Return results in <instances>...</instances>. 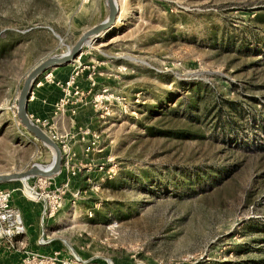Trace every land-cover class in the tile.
Instances as JSON below:
<instances>
[{"label": "rangeland", "instance_id": "1", "mask_svg": "<svg viewBox=\"0 0 264 264\" xmlns=\"http://www.w3.org/2000/svg\"><path fill=\"white\" fill-rule=\"evenodd\" d=\"M117 3L113 26L43 78L64 91L78 73L81 130L99 142L74 153L80 173L53 217L30 200L28 250L55 264H264V0ZM107 12L0 0V173L51 163L18 118L21 89Z\"/></svg>", "mask_w": 264, "mask_h": 264}, {"label": "built area", "instance_id": "2", "mask_svg": "<svg viewBox=\"0 0 264 264\" xmlns=\"http://www.w3.org/2000/svg\"><path fill=\"white\" fill-rule=\"evenodd\" d=\"M50 74L46 73L45 77L50 79ZM77 75L78 73L75 72L62 81L63 95L56 101L54 113L50 118H39L31 115L60 147L62 168L66 172V179L62 183L57 184L55 177L39 176L31 177L23 183V194L30 200L41 201L42 215L45 214L47 217H53L63 206L64 198L69 193L71 179L80 173V168L73 162L72 135L68 129L63 127L67 116L66 112L68 111L71 116L74 115L77 111V104L83 100V93L77 85ZM58 122L63 127L64 132L59 129ZM77 136L83 144L85 154L91 152L96 147V143L99 142V136L92 133L88 128L80 129ZM14 192L15 189L12 188H0V253L21 249L26 256L25 264H55L57 258L28 250V229L21 209L14 204ZM78 193H73V196ZM40 242L44 243L43 240ZM58 263L69 264L64 259H60Z\"/></svg>", "mask_w": 264, "mask_h": 264}, {"label": "water", "instance_id": "3", "mask_svg": "<svg viewBox=\"0 0 264 264\" xmlns=\"http://www.w3.org/2000/svg\"><path fill=\"white\" fill-rule=\"evenodd\" d=\"M108 9L107 16L98 24L85 30L76 42L62 54H54L41 60L28 74L18 98L17 115L26 129L47 147L52 154L50 164L43 166L32 165L29 169L13 173H0V184L13 181H23L24 183L31 177H56L62 169V154L58 144L53 141L47 133L38 125L29 113V102L32 97L34 87L38 83L39 77L48 70L56 67L66 66L74 62L82 53L84 46H88L102 33L108 30L116 21L118 14L117 0H105Z\"/></svg>", "mask_w": 264, "mask_h": 264}, {"label": "crops", "instance_id": "4", "mask_svg": "<svg viewBox=\"0 0 264 264\" xmlns=\"http://www.w3.org/2000/svg\"><path fill=\"white\" fill-rule=\"evenodd\" d=\"M106 3V2H105ZM107 7V6H106ZM108 11V9H107ZM108 13V12H107ZM46 73V72H45ZM43 73V75H45ZM43 78H46L45 76L42 77L34 87L32 97L30 98L29 102V113L30 115L37 116L39 118H46L51 117L54 113L55 103L56 101L62 97L63 95V89H59V85L51 84V83H42ZM59 80V79H58ZM65 79H60L64 81ZM88 102L83 100L77 104V111L74 115H69V112H66L65 121L66 126L68 128V131L72 135L71 143H72V150L76 154L75 157H78L80 155H86L83 151V144L78 139V132L79 130L84 126L83 122L90 119L88 112ZM85 127V126H84ZM79 158V157H78ZM66 179V172L65 169L62 168L61 172L55 177V182L62 183ZM75 182V178H73L70 182L73 184ZM20 183L18 181H13L9 183L0 184V188H12L15 189L13 198H14V204L19 207L25 216L27 213L31 211V203L30 199H28L22 192ZM72 187V186H71ZM32 202V201H31ZM42 208V206H41ZM40 208L39 219L41 218L40 215L42 214V210ZM42 220V218H41ZM30 242H32V238L30 237ZM37 244V243H36ZM38 245V244H37ZM31 248V244L29 245ZM36 248V247H35ZM44 249L39 246V249H37V252L41 253ZM24 257V253L17 252V251H3L0 255V264H19L22 258Z\"/></svg>", "mask_w": 264, "mask_h": 264}, {"label": "bare ground", "instance_id": "5", "mask_svg": "<svg viewBox=\"0 0 264 264\" xmlns=\"http://www.w3.org/2000/svg\"><path fill=\"white\" fill-rule=\"evenodd\" d=\"M117 4H119V3H117Z\"/></svg>", "mask_w": 264, "mask_h": 264}]
</instances>
